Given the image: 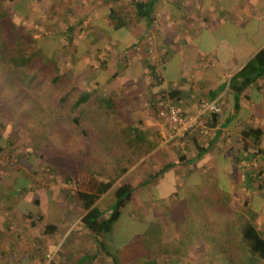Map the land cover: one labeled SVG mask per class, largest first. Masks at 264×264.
I'll use <instances>...</instances> for the list:
<instances>
[{"label": "crops", "instance_id": "0c3cea01", "mask_svg": "<svg viewBox=\"0 0 264 264\" xmlns=\"http://www.w3.org/2000/svg\"><path fill=\"white\" fill-rule=\"evenodd\" d=\"M136 1L15 0L10 10L23 17L40 8L58 14L53 25L69 22L64 38L74 47L65 59L72 72L91 78L94 94L133 113L132 121L156 143L117 181L136 188V204H161V198L166 209L228 204L264 237V0H145L152 2L148 17L137 14ZM71 12L81 15L66 17ZM82 33L85 39L77 44ZM251 61V69L239 75ZM167 100L184 114H196L207 100L217 101L221 110L205 113L179 138L156 111ZM248 129L258 131L243 136ZM258 170L261 180L253 176ZM153 190L162 192L144 201L143 193ZM80 220L65 225L47 220L40 231L0 229V264H100L99 258L113 264L99 249L101 236ZM141 220L139 234L147 225ZM69 237L72 244L65 246ZM110 249L119 251L120 264L144 255L138 242Z\"/></svg>", "mask_w": 264, "mask_h": 264}, {"label": "trees", "instance_id": "16d2710c", "mask_svg": "<svg viewBox=\"0 0 264 264\" xmlns=\"http://www.w3.org/2000/svg\"><path fill=\"white\" fill-rule=\"evenodd\" d=\"M14 1L9 0V7ZM135 6L138 15H150L152 2L138 0ZM6 12L0 0V117L19 125L40 156L63 170L81 206L82 226L105 239L136 189L127 181H117L156 143L140 131L132 113L111 105L104 94L90 95L71 83L58 64V49L64 46L57 37L48 36L44 43L42 33L15 23ZM251 66L252 61L239 75ZM255 131L248 129L243 136ZM110 194L115 202L104 216L99 200ZM179 208L173 240H164L161 219L147 223L140 234L145 252L181 258L186 246L206 244L217 253L219 264H264V237L243 213L228 204L183 203ZM53 227L50 224L47 230ZM104 239L97 238L99 249L113 264H120L119 251L108 248Z\"/></svg>", "mask_w": 264, "mask_h": 264}, {"label": "rangeland", "instance_id": "374dc122", "mask_svg": "<svg viewBox=\"0 0 264 264\" xmlns=\"http://www.w3.org/2000/svg\"><path fill=\"white\" fill-rule=\"evenodd\" d=\"M5 10L15 23L34 28L35 32L39 34L42 33L45 36L42 39L44 43L49 40L48 36L57 37L64 46L60 47L57 53L61 71L70 77L71 83L78 89L90 95L95 93L91 78L75 75L71 70V62L65 59L67 56L69 58L68 53L74 47L73 42H69V40L64 38L67 36L66 33H68L65 25H69V22L63 23L60 21V23L53 25L52 22H54L58 14H44L40 12V8L39 11L34 10L23 17L11 12L9 4L5 6ZM63 14H60V18L63 17ZM44 15H47V18L50 16V20L48 21L46 16L43 18ZM75 15L80 16L81 13L71 12L66 14V17L73 18ZM70 22L73 24V19ZM56 26H59V28H55ZM86 33H82L80 37H77V44L80 43V40L85 39L83 35L86 36ZM72 35L75 34L73 33ZM80 47L83 48L85 45L81 43ZM50 51L47 50V52ZM136 113L135 116L139 115L137 111ZM151 115L156 119L153 113ZM0 138V145L3 146L0 152V229L40 231L41 229L45 230L44 223L47 220L59 225H65L67 222L71 223L76 218L80 220L83 214H81L82 210L78 207L77 196L72 189V184L65 180L61 168L56 167L53 163L40 156V152L36 149L37 146L33 143L31 137L26 132H22L19 125L0 117ZM154 191L143 193L142 199L146 202L155 201L162 190H159L156 195ZM151 194L154 195L152 196ZM111 195L106 196L99 203L104 212H106L104 216L110 213L112 203L115 202L110 197ZM135 201L136 199L122 209L120 219L114 223L111 233L106 238V242L109 245L108 248L111 246L112 248H120L124 243L131 242L134 244L138 242L143 249V239L139 234L141 225L137 223H141L142 218H145V222L148 223L151 220L154 221L162 217L163 220L161 219V221L165 229L164 240H173L176 236L174 219L180 215L179 207L174 205L171 208L172 210L170 208L166 209L163 203H166L167 200L162 198L160 199L163 202L161 204L158 202V204L147 203L146 205H138ZM165 210L168 213H165ZM168 214L169 216L167 217ZM101 238L104 239V236ZM71 240L72 237H69L64 245L70 246L72 244ZM185 250L187 253L181 258L160 257L144 250V255L140 257L141 259L137 257L138 255H135V258L126 264H144L148 263L149 260L154 262H149L150 264H219L220 262L217 253L213 252L206 244L189 245L186 246ZM104 260L98 259L100 264H109Z\"/></svg>", "mask_w": 264, "mask_h": 264}, {"label": "built area", "instance_id": "2783aa9c", "mask_svg": "<svg viewBox=\"0 0 264 264\" xmlns=\"http://www.w3.org/2000/svg\"><path fill=\"white\" fill-rule=\"evenodd\" d=\"M221 110L217 101H204L200 104L196 114H184L177 106L170 101L159 104L156 107L157 114L160 118L165 119L172 129L174 136L183 138L199 122V118L205 113H219ZM260 153L259 150H256ZM259 180L262 179L261 170L253 174Z\"/></svg>", "mask_w": 264, "mask_h": 264}]
</instances>
